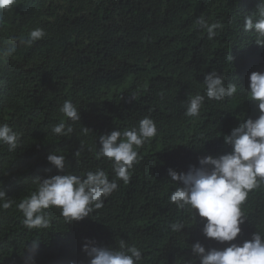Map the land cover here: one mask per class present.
<instances>
[{"label":"trees","instance_id":"16d2710c","mask_svg":"<svg viewBox=\"0 0 264 264\" xmlns=\"http://www.w3.org/2000/svg\"><path fill=\"white\" fill-rule=\"evenodd\" d=\"M259 2L15 0L0 10V123L21 133L15 152L0 145V190L18 202L36 189L38 176L58 174L46 160L53 151L66 155V172L101 168L118 184L102 208L80 221L67 223L59 209H46V229L26 228L15 203L0 209V264H88L85 238L102 246L123 239L141 250L139 264H188L197 240L225 246L203 236L199 217L193 225L189 213L169 202L176 185L167 170L186 171L199 156L230 150L222 136L258 114L248 76L264 70V47L243 22ZM200 16L221 25L213 39L196 25ZM35 28L45 36L30 46L19 43ZM212 70L225 84L235 83L237 93L206 99L198 117L185 116L186 101L203 94V75ZM65 100L79 108L80 121L60 112ZM145 116L157 134L137 149L139 161L125 183L111 160L96 156L99 135L137 126ZM61 120L72 125L70 137L52 133ZM241 208L246 220L237 242L264 231V182ZM177 219L188 226L179 233L169 227ZM33 241L38 246L29 253Z\"/></svg>","mask_w":264,"mask_h":264},{"label":"clouds","instance_id":"9594fccd","mask_svg":"<svg viewBox=\"0 0 264 264\" xmlns=\"http://www.w3.org/2000/svg\"><path fill=\"white\" fill-rule=\"evenodd\" d=\"M15 0H0V10L12 7ZM196 25L206 30L207 38L213 39L221 28L218 23H210L206 17L196 19ZM245 31L257 34L255 43L264 47V0L256 6V12L244 16ZM42 28H35L23 45H32L43 38ZM231 61L233 57H230ZM248 95L256 102L258 114L247 117L222 136L228 151L219 155L206 154L197 158V165H189L186 171L177 172L172 168L167 175L176 185L170 193L169 202L177 209L187 212L197 223L202 222L201 232L206 239L216 241L223 247H206L199 240L190 245L192 258L188 264H264V231H256L249 239L237 242L241 225L246 217L241 205L249 191L264 182V70L252 71L248 76ZM237 93L235 83L225 84V77L216 70L203 75V94L197 92L185 104L184 115L198 117L205 100L224 101ZM163 98V94H161ZM60 112L72 122L80 121L79 108L70 100H65ZM59 137H70L74 129L70 123L61 120L51 127ZM87 134L89 128L83 127ZM157 134L155 121L150 116L142 118L137 126L123 131L113 129L99 135V150L96 156L112 161L115 176L127 183L133 165L138 163L137 149ZM21 133L7 123H0V145H6L9 152L20 146ZM78 150L75 155H79ZM58 174L37 177V187L28 196L15 202L0 190V209H9L13 203L23 214V224L28 229H46L50 217L45 211L57 208L68 222L80 221L90 216L94 209L103 207L104 201L118 188L116 179H109L105 170L97 168L83 175L66 169V155L57 151L46 156ZM192 225V226H193ZM172 232H182L188 227L183 219L169 224ZM38 246L33 241L29 253ZM82 251L88 257V264H139L141 250L121 239L115 246H102L93 239L85 238ZM31 256L26 258L30 261Z\"/></svg>","mask_w":264,"mask_h":264}]
</instances>
